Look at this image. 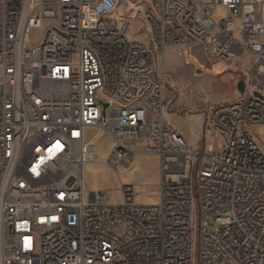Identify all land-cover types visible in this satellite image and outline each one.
<instances>
[{"label": "built area", "instance_id": "2783aa9c", "mask_svg": "<svg viewBox=\"0 0 264 264\" xmlns=\"http://www.w3.org/2000/svg\"><path fill=\"white\" fill-rule=\"evenodd\" d=\"M198 46L235 88L194 149L158 64ZM0 89V264H264V0H0ZM103 136L115 174L158 159L154 202L87 190Z\"/></svg>", "mask_w": 264, "mask_h": 264}, {"label": "rangeland", "instance_id": "374dc122", "mask_svg": "<svg viewBox=\"0 0 264 264\" xmlns=\"http://www.w3.org/2000/svg\"><path fill=\"white\" fill-rule=\"evenodd\" d=\"M37 33V31L32 32L31 38H34ZM172 54L174 58L171 61L166 56L164 70H162V65L158 64V71L160 73L163 72L162 75L165 77L166 96L169 102L168 112L170 110H178L180 111L179 113H183L182 108L191 109L197 104L203 106V104L207 103L206 113L209 107L219 102L220 99L231 98L235 83L227 74L218 78L208 77V86L204 87L203 92H200L198 81L195 78H202L208 75V70L211 69V64L207 62L205 52L201 46L191 48L184 55H178L177 51L173 49ZM92 135L101 136L97 132H93ZM96 146L99 149L100 159L103 160L110 148V141L104 136L97 138ZM148 156L151 155H137L129 167L119 168L116 174L103 165L102 170L98 163L89 164L86 169L87 190L110 189L115 192L118 184H122L134 186L140 190L142 202L146 203L145 200L155 201L158 175L157 161L155 158L154 161H150L147 158ZM90 165H93L92 169H88ZM206 221L208 226L205 231L207 233L219 230L213 220L207 218ZM193 264H197L196 252Z\"/></svg>", "mask_w": 264, "mask_h": 264}, {"label": "crops", "instance_id": "0c3cea01", "mask_svg": "<svg viewBox=\"0 0 264 264\" xmlns=\"http://www.w3.org/2000/svg\"><path fill=\"white\" fill-rule=\"evenodd\" d=\"M172 50L173 49L169 48L166 51V56H167L169 61H171L174 58V56L172 54ZM243 60L249 64V62L251 61V57L250 56H243ZM224 70H226L225 65H223L221 63L213 64V65H211V69L208 70V72H209L208 75H205L202 78H200V77L195 78L198 81V88L200 89V92H203L204 87L208 86V83H207L208 77L218 78L220 76H223L226 74ZM204 80H205V82L202 83V81H204ZM231 100H232V95H231L230 99H228V98L220 99L219 102L214 103L212 105H216L218 103L231 101ZM206 108H207V103L203 104V106L197 104L196 106L192 107L191 109L182 108L183 109L182 111H184L183 113H179L180 111H178V110H170L166 115V119H167L168 123L177 132V134L186 141V143L191 148L195 149V148L200 147L201 138H202V123H203V117H204ZM147 158L150 161H154V158H155L157 161V167H158V159L155 156H148ZM90 166H92V165H90ZM89 167H88V169H89ZM145 202L151 203L154 201H150V200L146 201L145 200Z\"/></svg>", "mask_w": 264, "mask_h": 264}, {"label": "water", "instance_id": "95a60500", "mask_svg": "<svg viewBox=\"0 0 264 264\" xmlns=\"http://www.w3.org/2000/svg\"><path fill=\"white\" fill-rule=\"evenodd\" d=\"M243 87H244V84H243L242 81H239V82L237 83V85H236V88H237L240 92L243 91ZM254 95L257 96V97H259V98H261V97L258 96L257 94H254ZM261 99H262V98H261Z\"/></svg>", "mask_w": 264, "mask_h": 264}, {"label": "bare ground", "instance_id": "6f19581e", "mask_svg": "<svg viewBox=\"0 0 264 264\" xmlns=\"http://www.w3.org/2000/svg\"><path fill=\"white\" fill-rule=\"evenodd\" d=\"M95 163H98V165L100 166V168L102 169V160L99 158L98 160H97V162H95ZM93 168V165L92 166H90L89 167V169H92ZM103 170V169H102Z\"/></svg>", "mask_w": 264, "mask_h": 264}]
</instances>
